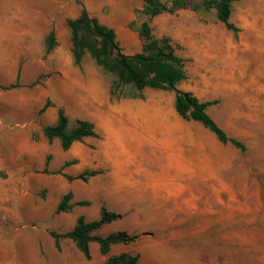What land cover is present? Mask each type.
Wrapping results in <instances>:
<instances>
[{
    "label": "rangeland",
    "instance_id": "rangeland-1",
    "mask_svg": "<svg viewBox=\"0 0 264 264\" xmlns=\"http://www.w3.org/2000/svg\"><path fill=\"white\" fill-rule=\"evenodd\" d=\"M162 1L170 3V0ZM193 2L201 4L203 0ZM143 8V0H0V126L3 125L0 152L11 153L9 160H3L12 170L7 174L0 172L4 174L0 176V264H105L109 257L127 250L136 255V250L149 240L148 236L153 240L162 239L151 230L144 231V235L138 229L131 234L124 230L128 213H122V204L114 196L117 189L111 187L112 174L106 171L102 132L108 111L117 108L121 117V100L112 101L109 97L104 103L99 101L108 94L112 79L104 70L97 67L95 126L99 134L90 145L97 155L95 170L79 173L72 167L68 173L73 179L69 181L65 177L63 181L60 170L37 172L34 166H24L27 157L16 150L27 139L39 142L45 123L36 108L31 111L25 107L36 106L37 102L22 103L19 96H12L14 88L31 90L45 80L47 74L41 72L42 63L49 71L56 69L57 60L48 61L46 54L58 44L68 45L65 22L76 18L81 9L115 32L122 53L129 49L137 54L138 49L136 39L127 37L125 30L138 31L147 23L154 36L170 38L175 52L185 58L187 78L183 86L199 101L215 102L207 108V113L228 137L242 143L244 150L220 143L200 123L185 121L175 109L164 107L161 116H169L168 123L162 121L158 127L155 123H146V130H142L145 135L151 134L158 144L139 147L144 153H154L158 165L146 166L140 176L191 181L190 187L168 190L179 196L210 199L200 200L202 204L235 209L211 215L215 219L206 232L186 237L192 239L188 246L199 250L203 258L231 260L233 264H264V0H238L231 4L229 23L237 33L219 23L213 10L179 9L149 18ZM184 23L187 33L183 34L180 32L184 30ZM30 25L42 34L49 26L59 31V40L56 42L55 38V45L48 53L41 37L35 41L30 36L12 34L21 27L23 32H29ZM174 33H180L182 38L172 39ZM82 64L93 65L88 54L84 55ZM22 74L26 86H22ZM12 85L16 86L10 88ZM47 106L57 108L50 102ZM126 109L127 105L122 111ZM180 118L184 123H179ZM67 119L71 128L74 120ZM125 122L126 127L132 126ZM183 132L185 139L180 135ZM9 133L14 135L12 139ZM126 148L136 150L128 145ZM181 155L193 163L187 165L192 170H173L180 167L175 160L182 159ZM22 167L24 172L17 171ZM91 171L96 174L90 176ZM80 174L83 178L76 179ZM67 193H71L70 208L55 212ZM215 197L223 203L216 204ZM102 207L119 217L90 232V237L104 238L126 232L134 238L132 242L113 245L102 255L98 243L92 240L88 260L69 238H60L59 247L56 246L51 232L68 233L79 217L85 222L96 221Z\"/></svg>",
    "mask_w": 264,
    "mask_h": 264
},
{
    "label": "crops",
    "instance_id": "crops-1",
    "mask_svg": "<svg viewBox=\"0 0 264 264\" xmlns=\"http://www.w3.org/2000/svg\"><path fill=\"white\" fill-rule=\"evenodd\" d=\"M185 24L182 26L184 30L180 33H187ZM29 28V32L26 30L23 32L21 30L23 27H21L20 30H13L12 34L16 37L30 36L35 41L41 37V42L45 43L48 34L53 32L56 42L59 40V31L53 26L47 27L48 29L44 31V34L31 25ZM64 32L67 34L68 45L59 46L58 44L51 52L46 54L48 61H58H56V69L49 71L48 66L42 63L41 72L47 74L46 79L40 84L34 85L31 90L27 88L18 89L17 87L14 88L16 90L14 91L15 93H12L13 97L19 96L22 103L23 101H36V106L25 107L30 108L31 111L36 108L41 113V120L45 123L42 127V136L39 142H32L27 139L24 144H20L16 148L19 155L24 154L27 157V160L24 161V166H34L37 172H42L45 169L50 171L60 170L63 181L66 175L71 176L68 171L72 167L79 170V173L96 169L98 164L97 155L94 149L90 147L92 144L91 140L94 137H85L81 141L73 142L67 150H63L58 138L48 141L44 137L43 128L55 124L58 110L61 109L69 119L91 123L96 134H99L95 126L98 103L97 67L95 64L92 66H84L83 64L78 66L74 63L68 28ZM180 33L179 35L174 33L171 38L179 40L182 38ZM125 35L136 39L138 47L136 53H140L142 43L138 31L127 28ZM161 37L156 36V38ZM122 47L124 48L123 45ZM123 54L126 56L134 55L129 49L128 52ZM177 55L185 59L181 55ZM185 69L184 66V71ZM185 75L187 78L186 71ZM21 78L22 86H26V82L23 81V74ZM184 81L177 86V89L192 92L183 86ZM101 91L102 93L104 92L103 88ZM141 94L142 98L120 99L121 117L118 115L117 108H112L107 112L106 125L102 129L105 138L104 161L106 171L112 174V186H110L117 189L114 192V196L122 204V213H128L126 216L128 220L127 228H124V230L130 234L135 229H138L141 234L146 230H151L154 235L162 238L153 240V238L148 236L149 240H147V243L136 250L138 263L233 264L231 260L203 258L202 254L197 252L199 250L194 251L192 247L188 246L189 242L192 243V239H186L187 236L191 237L206 232L210 223L215 219L211 215L224 214L225 211L235 210L233 207L212 206L208 205L207 202L202 204L200 202L210 199L196 196H179L175 191L168 190L169 188L190 187L193 184L191 181L162 180L140 176V173L146 171V166L158 165V159L154 153H144L139 150V147L146 144L150 146L158 144L151 134L145 135L143 133L142 130H146L144 125L146 123H155L158 127L162 121L163 123H168L169 116H161L162 109L167 107L170 110H174L175 100V93L172 91L145 88ZM109 97L108 92L99 101L104 103L105 98L108 99ZM47 102L54 104L57 108L46 107ZM125 105H127V109L126 112H123ZM25 107L20 106V108ZM173 120L177 121L176 115H173ZM178 120L180 124L184 123L181 118ZM125 121H128L132 126L126 127ZM15 124L16 126L23 125V123ZM2 126H0V133L3 130ZM180 135L185 139L186 134L184 132ZM8 137L12 139L14 135L9 133ZM151 140L152 142H150ZM127 145L135 147L136 150L134 152L128 151ZM181 156L182 159L175 160V163L180 165V167L173 168V170H192L187 165L193 163L185 160L183 158L184 155ZM0 157L2 158L0 159V172L5 171L6 174L9 171L11 172L12 170L3 160V158L9 160L11 153L8 151L0 152ZM17 171L24 172L25 168L22 167ZM129 173H134V175ZM213 200L216 201V204L223 203L219 197H215ZM197 241L199 242L200 240L198 239ZM126 252L131 254V250Z\"/></svg>",
    "mask_w": 264,
    "mask_h": 264
},
{
    "label": "trees",
    "instance_id": "trees-1",
    "mask_svg": "<svg viewBox=\"0 0 264 264\" xmlns=\"http://www.w3.org/2000/svg\"><path fill=\"white\" fill-rule=\"evenodd\" d=\"M143 13L149 18H154L161 13H172L175 10L190 9L192 11L213 10L215 19L223 24L227 30L237 33V29L229 23L231 4L238 0H203L196 4L193 0H170V3L162 0H143ZM66 26L69 31V41L74 63L80 66L85 54H88L96 67L104 70L111 76L109 96L112 101L122 98H142V90L145 88L172 91L175 93L174 109L185 121L200 123L209 130L222 144H230L233 147L244 150L242 143L234 138L228 137L225 132L214 122L207 113V108L215 102H201L191 92L180 91L177 86L186 78L184 66L185 60L179 57L168 37L156 38L152 34L147 23H143L139 30L142 41L141 52L133 56H126L116 41L115 32L98 22L96 18L90 17L85 9H81L79 15L74 19H67ZM46 53L55 45L54 33L50 32L45 40ZM16 85L10 86V88ZM127 89L128 93H125ZM43 135L51 141L54 138L60 140L61 148L67 150L73 142L81 141L85 137L97 138L91 123L74 120L71 128H68V119L62 110H58L57 120L54 125L43 128ZM96 174L89 172L90 176ZM4 174L0 173V176ZM72 180L70 176H65ZM80 174L76 179H82ZM71 193L64 195L57 205L55 212H66L70 205ZM118 215L101 208L100 217L96 221L85 222L79 217L71 231L65 234L51 232L55 244L59 247L60 238L71 239L85 259H90L89 243L93 240L98 243L100 253L105 255L110 247L116 244H128L133 237L126 232H116L104 238L90 237V232L102 225L111 223L118 219ZM105 264H138V256L122 253L109 257Z\"/></svg>",
    "mask_w": 264,
    "mask_h": 264
},
{
    "label": "bare ground",
    "instance_id": "bare-ground-1",
    "mask_svg": "<svg viewBox=\"0 0 264 264\" xmlns=\"http://www.w3.org/2000/svg\"><path fill=\"white\" fill-rule=\"evenodd\" d=\"M212 43V42H211Z\"/></svg>",
    "mask_w": 264,
    "mask_h": 264
}]
</instances>
